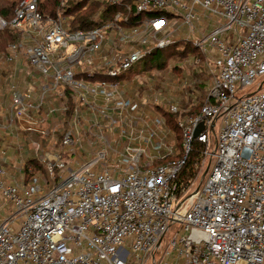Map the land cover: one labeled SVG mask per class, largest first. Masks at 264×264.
Wrapping results in <instances>:
<instances>
[{"label": "built area", "instance_id": "2783aa9c", "mask_svg": "<svg viewBox=\"0 0 264 264\" xmlns=\"http://www.w3.org/2000/svg\"><path fill=\"white\" fill-rule=\"evenodd\" d=\"M104 3L118 12L88 30L43 13L39 0L0 16V30L18 34L0 54L14 77L23 60L44 80L38 94L9 86L11 120L40 138L32 147L43 172L19 184L0 164L12 209L0 218V264H167L172 255L264 264V0ZM203 19L212 29L194 39ZM171 22L206 59L211 83L197 112L149 95L167 76L130 72L180 40ZM249 87L258 90L240 96ZM53 119L62 127H48ZM194 142L203 150L184 181ZM175 225L182 235L164 248Z\"/></svg>", "mask_w": 264, "mask_h": 264}, {"label": "rangeland", "instance_id": "374dc122", "mask_svg": "<svg viewBox=\"0 0 264 264\" xmlns=\"http://www.w3.org/2000/svg\"><path fill=\"white\" fill-rule=\"evenodd\" d=\"M96 1L103 2L106 0H60V7L67 8V6H72L73 4L77 3H88L86 4L83 11L80 13H84L91 8L95 6ZM78 16V13H75L72 16L71 22H73V19ZM176 22L170 23L169 32L173 34L172 38L175 39L177 37H180V35H184L189 30L187 28H180L177 29V25H175ZM195 37L202 38V33L205 31L207 25H210L209 20L203 19V21L199 23H195ZM202 27V29H201ZM209 29V31L211 30ZM202 30V31H201ZM207 33V32H206ZM179 41H177L175 44L178 43H185L190 45L191 48L195 49V46L193 44V41H189L188 37H181ZM180 51L183 53L185 51V48L183 45L180 47ZM4 51H0V54ZM188 52V51H187ZM187 56V55H186ZM210 57V56H209ZM208 57V58H209ZM180 59L175 58H168L165 54L160 53L158 56L154 57L153 59V67L154 69H151V72H158L161 73L164 76H167L168 80H166L165 87H162V84H158L157 89V96L153 95L152 93H149L150 96H154L158 98V103H173L175 100V103H178L179 100H183L180 102V105L182 108L187 109L189 107H192L193 112H197L198 109H200L203 100H204V93L206 88L211 83V80L207 73V68L205 64V57H196V55L187 56V57H179ZM200 60L199 63L196 61ZM163 63H167L164 68H161V70L156 68V65H161ZM147 71V66L144 62L137 65L134 69H132L131 75L134 76V78L138 75H142ZM173 72V73H172ZM134 87H137V85H133ZM202 91L200 92V90ZM253 88L249 87L244 90L243 94H240V96L244 94L252 93ZM200 93V95H198ZM198 95V96H197ZM195 97V100L193 99ZM197 104L196 106H192L194 104ZM221 128V119L218 121V131ZM59 136H61L59 134ZM38 141H41L40 139H37ZM217 161V158L214 157L213 160L210 163V170L207 175L211 173L215 163ZM1 200H3L2 197H0ZM5 200V199H4ZM182 235L180 225H175L171 228V230L167 233L166 237L163 240V247L166 248V246L174 239V238H180ZM167 264H176V260L174 259V255L169 256L166 258ZM157 262H161V255H157Z\"/></svg>", "mask_w": 264, "mask_h": 264}, {"label": "crops", "instance_id": "0c3cea01", "mask_svg": "<svg viewBox=\"0 0 264 264\" xmlns=\"http://www.w3.org/2000/svg\"><path fill=\"white\" fill-rule=\"evenodd\" d=\"M209 29H211V26L207 25L203 33L208 32ZM186 35L187 33L180 35L177 39H181V37H185ZM195 36H193V38ZM17 69L18 72H16L14 77L12 74L13 67L6 65L3 58L0 56V164L8 171L9 182L21 184L27 183L32 173L34 174L38 171L36 164H39V161L35 156L32 143L40 138L28 134L21 128L19 122L11 120L9 114L11 105L9 86L15 79L19 82L21 87L34 90V92L36 91V94H38L44 85V80L38 73L31 71L26 61L21 60ZM206 89L204 90L206 91ZM198 95H200V93H198ZM193 99L195 100V97H193ZM48 100H50V98ZM182 101L183 100H179L178 103ZM196 105L195 103L192 106ZM59 126L62 127L58 125L57 119H53L48 123V127L51 128ZM39 172H43V167ZM11 213L12 209L7 201L0 199V218H5Z\"/></svg>", "mask_w": 264, "mask_h": 264}, {"label": "trees", "instance_id": "16d2710c", "mask_svg": "<svg viewBox=\"0 0 264 264\" xmlns=\"http://www.w3.org/2000/svg\"><path fill=\"white\" fill-rule=\"evenodd\" d=\"M23 0H0V16L6 19L7 21H10L14 16V11L18 7V5ZM40 1V10L43 13H46L50 16L57 17L59 12L63 13L64 16H73L75 13H78V16L73 19V22H71V25L74 29H83L88 30L95 28L98 26L101 22L108 20L109 18L113 17L119 10L117 7L109 6L108 4H105L103 2L96 1L95 6L91 8L90 10L80 13L85 8L86 4L88 3H77L73 4L72 6H67V8L60 7V0H39ZM162 12L152 11L148 15V17H158L162 16ZM144 17V16H140ZM18 34L16 31L6 28L4 30H0V51H5L6 48L10 43H13L17 41ZM183 45L185 48V51L182 53L180 51V47ZM188 51V52H187ZM160 53H163L168 58H175L180 59L179 57H187L192 55H196V57H203V55L199 52V50L195 47V49L191 48L190 45L185 43H178L173 44L165 49L162 50H156L152 56H150L144 63L147 66V70H153V59L154 57L158 56ZM187 55V56H186ZM167 63H163L161 65H156V68L161 70V68H164ZM258 88H253L252 92L257 91ZM202 89L200 90V92ZM203 92V91H202ZM206 93V91H205ZM204 93V99L206 97V94ZM204 101V100H203ZM199 111V109L197 110ZM163 117L166 119L167 123L170 125L173 131H175L177 134H180L177 126H176V117L175 115L170 114L169 112L162 110ZM203 150V146L198 143L194 142V150L189 158V162L187 164V167H185V170L182 174V179L186 181L187 179L191 177H195L196 172L193 171V165L199 158V153ZM208 165V164H207ZM37 170H41L42 166L39 164H36Z\"/></svg>", "mask_w": 264, "mask_h": 264}, {"label": "water", "instance_id": "95a60500", "mask_svg": "<svg viewBox=\"0 0 264 264\" xmlns=\"http://www.w3.org/2000/svg\"><path fill=\"white\" fill-rule=\"evenodd\" d=\"M203 129V125H201L200 129L196 132V137L200 134L201 130ZM209 171V167L207 168L205 174H204V177L206 176V174L208 173Z\"/></svg>", "mask_w": 264, "mask_h": 264}]
</instances>
